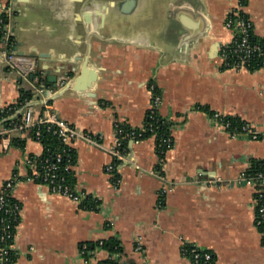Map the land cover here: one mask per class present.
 Masks as SVG:
<instances>
[{
	"label": "crops",
	"instance_id": "crops-1",
	"mask_svg": "<svg viewBox=\"0 0 264 264\" xmlns=\"http://www.w3.org/2000/svg\"><path fill=\"white\" fill-rule=\"evenodd\" d=\"M237 2L0 0V13L8 5L17 10L7 24L14 52L37 58L53 109L102 142L72 141L75 187L98 198L96 210L34 181L16 184L21 209L14 264H98L109 252L96 244L85 256L82 244L110 237L120 242L114 256L122 264H191L181 250L184 241L208 248L215 264H264L253 189L236 179L253 158L264 160V139L231 136L210 112L236 115L264 130V67L221 63L220 46L231 38L224 19ZM243 10L254 35L264 38V0H243ZM84 59L96 79L78 90L73 81ZM150 83L161 93L158 111L169 122L173 145L160 155L153 134L128 138L115 185L106 171L114 123L145 127ZM20 87L33 88L17 71L6 70L0 44V111L16 101ZM36 94L30 102L37 112L42 96ZM20 138L23 145L6 148L0 140V187L14 170L26 173L27 153L41 152L29 132ZM160 175L170 189L159 205ZM216 177L221 181L202 180ZM138 237L140 251L134 249Z\"/></svg>",
	"mask_w": 264,
	"mask_h": 264
},
{
	"label": "built area",
	"instance_id": "built-area-1",
	"mask_svg": "<svg viewBox=\"0 0 264 264\" xmlns=\"http://www.w3.org/2000/svg\"><path fill=\"white\" fill-rule=\"evenodd\" d=\"M4 12L7 13L10 19L17 13V10L14 6L8 5ZM2 19L0 18V20ZM224 26L231 32V38L228 42L220 46L219 53L222 65L225 68H247V59L256 52L263 53L264 47L250 42L249 35L252 32L253 24L251 18L243 10V0H238L237 4L232 6L226 13ZM9 34L7 27L5 37ZM2 54L6 70L17 71L23 79L31 81L33 94L40 93L42 96L43 88L35 86L32 79L29 78L30 74L38 70L37 58L35 56L16 54L14 51H8L5 47H2ZM150 89L152 91V97L148 107V118L161 120L162 122L168 121L158 111L161 103L159 89L154 83H150ZM42 99V109L40 111L36 112L32 104L26 105L21 110L19 120H16L12 116H7L8 121L0 123V140L5 148L12 143L14 137H20L21 133L29 132L30 130H32L31 136L41 145V152L39 154H26V173L21 176L17 170H14L12 175L5 179L0 187V264L15 263L14 240L16 226L20 220L21 206L19 201L14 197V187L20 180L34 181L40 185H44L51 192L64 195L78 205H81L83 199L90 194L66 182L64 172L72 170L74 164L72 141L76 138H83L91 144L101 146L100 135L92 134L72 124L70 121L58 115L52 105L44 101L43 96ZM228 116L230 114L219 111H213L211 113V118L214 123L231 136L244 135L251 139H264V130H260L254 122L240 117L242 124L234 125ZM121 124L119 121L114 123L113 142L107 147L113 160L106 165V171L112 174V176L116 174L117 165L125 159L123 140L128 138L137 140L138 138L133 137L141 134L135 128L125 131ZM137 129L143 130L144 128ZM149 130L155 135L151 123ZM46 132L59 139L62 144L60 149L51 152V148L46 143L48 139ZM172 145L173 138L171 133L158 138V147H160L161 152L164 153ZM45 152L47 153L44 154ZM160 177L164 180V183L158 191L157 202L159 205L162 203V196L170 189L166 177L163 175H160ZM236 179L237 181H244L250 184L253 189V220L254 225L261 235L262 244L264 245V166L248 172L244 170ZM202 180L216 182L221 181V178H206ZM113 182L117 185L120 179L117 177ZM92 197L95 201L98 200L96 196L92 195ZM101 243L102 241L100 240L99 244ZM84 247L85 245H82L81 253L83 254L85 252ZM134 249L137 251L142 249L141 237L135 240ZM181 250L189 256L191 264H215L213 253L208 248L184 241Z\"/></svg>",
	"mask_w": 264,
	"mask_h": 264
},
{
	"label": "trees",
	"instance_id": "trees-1",
	"mask_svg": "<svg viewBox=\"0 0 264 264\" xmlns=\"http://www.w3.org/2000/svg\"><path fill=\"white\" fill-rule=\"evenodd\" d=\"M0 18H3L2 20H0V44H2V47H5L8 51H14V47H15L14 37L11 34H9L7 37H5V32H6V28H7L6 24L9 21L7 13L1 12ZM249 39H250L251 43H257V44L261 45L262 47H264V38H259V37L255 36L253 31L250 33ZM247 65H248L247 68L249 70H255V69L264 67V52L263 53L256 52L254 55H251L247 59ZM222 67L225 68L223 65H222ZM29 78L32 79L33 83L37 87H41L42 85L45 87L46 85H48L47 77L42 74V70L39 67L35 73H32L29 75ZM32 96H33V90L32 89L20 87L19 95H18L16 101L14 103H11L7 108H4L3 110L0 111V119L4 118L6 116H9L11 113H13L15 111V109L25 105L26 102L32 98ZM210 112L212 113L213 111H210ZM20 115L21 114H17L16 116H13V117L16 120H19ZM228 118L231 120L232 124H234V125H241L242 124V121H241L239 116L230 115V116H228ZM6 121H8V119H5L4 122H6ZM150 123L152 124L153 130L155 131L154 136L156 139L157 152L160 155H162L163 152H161L160 147H158V138L161 136L169 135L170 128H169V122L168 121L162 122L161 120H157V119L152 120L150 118H147V121L145 123V127L143 130H139V129L135 128V130L137 132L140 131L141 134L136 135L133 138H143V137H146L148 135H151L152 131L149 130ZM121 125L125 131L130 130L132 128L125 123H122ZM29 133L31 134L32 130H30ZM46 134L48 136L46 143L51 148V152H55L56 150L60 149L62 144L59 141V139L56 136L49 134L47 132H46ZM127 140L128 139H124L123 144H125L127 142ZM12 143L17 144V145H23V140L20 137H14L12 139ZM46 153L47 152H45L44 154H46ZM74 160H75V152H74ZM262 166H264V160L263 159L253 158L251 160L250 166L248 168H246L245 171L248 172V171H251L255 168L262 167ZM64 173L66 175V182H68L71 186L75 185L74 180H73L72 170H70L68 172H64ZM116 177H117V175L115 174L113 178H116ZM97 203H99V200L95 201V199L92 197V195L88 194L86 196V198L83 199L80 206L83 208H86V209L96 210L99 208V205H97ZM101 241H102L101 244H99V242L98 243L97 242H93V243L92 242H83L82 245H85L84 255L88 256L90 250H92L94 248V246L96 244H98L99 246L105 248L109 252V256L100 260L98 262V264H122V262L119 260V258L114 256L116 253L121 251V245H120L119 240L116 239L115 237H110L108 239H104Z\"/></svg>",
	"mask_w": 264,
	"mask_h": 264
},
{
	"label": "water",
	"instance_id": "water-1",
	"mask_svg": "<svg viewBox=\"0 0 264 264\" xmlns=\"http://www.w3.org/2000/svg\"><path fill=\"white\" fill-rule=\"evenodd\" d=\"M75 69V67H74ZM79 69V74L74 78L73 81V87L75 89L78 90H84L86 88H89L92 85V82L95 81L96 79V73L95 71L88 66L86 59L82 60L80 66L78 67ZM53 80L54 83H56L55 79H50ZM43 86V85H42ZM41 88H43V92H42V96L44 97V101H49L52 97V91L49 88H45L44 86ZM37 94H33L32 98H36ZM37 100H39L40 103H42L43 99H39L37 98ZM32 103L30 101H28L25 105H23L22 109L26 106V105H31ZM21 109V110H22ZM8 117H4L1 119V123H3L5 121V119H7Z\"/></svg>",
	"mask_w": 264,
	"mask_h": 264
}]
</instances>
